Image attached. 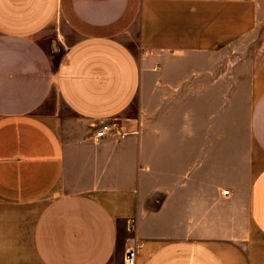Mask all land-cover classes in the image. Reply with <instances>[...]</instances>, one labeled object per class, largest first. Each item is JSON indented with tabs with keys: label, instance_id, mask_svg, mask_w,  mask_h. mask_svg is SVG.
I'll return each mask as SVG.
<instances>
[{
	"label": "crops",
	"instance_id": "crops-1",
	"mask_svg": "<svg viewBox=\"0 0 264 264\" xmlns=\"http://www.w3.org/2000/svg\"><path fill=\"white\" fill-rule=\"evenodd\" d=\"M263 17L0 0V264H264Z\"/></svg>",
	"mask_w": 264,
	"mask_h": 264
},
{
	"label": "rangeland",
	"instance_id": "rangeland-1",
	"mask_svg": "<svg viewBox=\"0 0 264 264\" xmlns=\"http://www.w3.org/2000/svg\"><path fill=\"white\" fill-rule=\"evenodd\" d=\"M264 44V17L260 21L259 29L253 36L242 38L239 41L237 57L244 58L246 54L261 53V45Z\"/></svg>",
	"mask_w": 264,
	"mask_h": 264
},
{
	"label": "built area",
	"instance_id": "built-area-1",
	"mask_svg": "<svg viewBox=\"0 0 264 264\" xmlns=\"http://www.w3.org/2000/svg\"><path fill=\"white\" fill-rule=\"evenodd\" d=\"M110 133L124 134L123 131L115 129V126L112 125L110 121L106 120V121L101 122L97 126L94 135L96 138H101ZM224 192L227 193V190H224ZM137 247H138V244L125 250L124 264H136Z\"/></svg>",
	"mask_w": 264,
	"mask_h": 264
}]
</instances>
